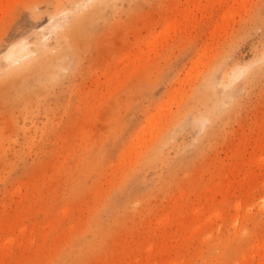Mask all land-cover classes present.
Returning <instances> with one entry per match:
<instances>
[{"label":"rangeland","instance_id":"374dc122","mask_svg":"<svg viewBox=\"0 0 264 264\" xmlns=\"http://www.w3.org/2000/svg\"><path fill=\"white\" fill-rule=\"evenodd\" d=\"M263 240L264 0H0V264H261Z\"/></svg>","mask_w":264,"mask_h":264},{"label":"bare ground","instance_id":"6f19581e","mask_svg":"<svg viewBox=\"0 0 264 264\" xmlns=\"http://www.w3.org/2000/svg\"><path fill=\"white\" fill-rule=\"evenodd\" d=\"M93 13H94V11H90V12H88L87 13V18H91V15H93ZM85 18H86V15H85ZM86 20V19H85ZM84 22V21H83ZM77 32V31H76ZM80 32V31H79ZM79 32H77L76 34H78ZM75 34V33H74ZM79 35V34H78ZM78 35H74V36H70V38L71 37H75V39L76 40H78ZM69 36V35H68ZM67 36V37H68ZM77 36V37H76ZM72 39V38H71ZM74 39V40H75ZM73 40V41H74ZM75 40V42H77V44L79 43L78 41H76ZM75 42H73V43H75ZM71 44V43H70ZM29 51V50H28ZM28 51H27V49H26V47L25 46H21V48H19V52H20V58H24V56H26L27 55V53H28ZM15 52H17V51H15ZM30 52V51H29ZM19 58V59H20ZM19 59H17V60H19ZM20 61H22L21 63H20V66H25L26 67V71H31L34 67H35V62L33 61V60H29V59H25V60H20ZM18 69V68H17ZM259 250H261V249H263L264 250V240L262 241V242H260L259 244H257V246H256ZM264 263V254H263V256H262V258H261V264H263Z\"/></svg>","mask_w":264,"mask_h":264}]
</instances>
